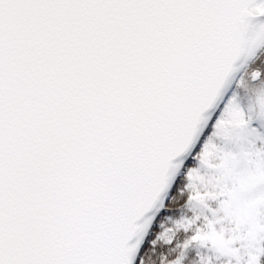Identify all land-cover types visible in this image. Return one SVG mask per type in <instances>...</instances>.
I'll return each mask as SVG.
<instances>
[{"label":"snow or ice","instance_id":"1","mask_svg":"<svg viewBox=\"0 0 264 264\" xmlns=\"http://www.w3.org/2000/svg\"><path fill=\"white\" fill-rule=\"evenodd\" d=\"M150 261L264 264V0H0V264Z\"/></svg>","mask_w":264,"mask_h":264},{"label":"rangeland","instance_id":"2","mask_svg":"<svg viewBox=\"0 0 264 264\" xmlns=\"http://www.w3.org/2000/svg\"><path fill=\"white\" fill-rule=\"evenodd\" d=\"M246 71H247L246 66H245L244 64H242V67H241V69L239 70V72L244 73V72H246Z\"/></svg>","mask_w":264,"mask_h":264},{"label":"trees","instance_id":"3","mask_svg":"<svg viewBox=\"0 0 264 264\" xmlns=\"http://www.w3.org/2000/svg\"><path fill=\"white\" fill-rule=\"evenodd\" d=\"M149 264H151V261L149 262Z\"/></svg>","mask_w":264,"mask_h":264}]
</instances>
